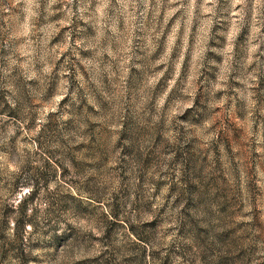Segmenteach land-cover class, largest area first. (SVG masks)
Here are the masks:
<instances>
[{
	"label": "rangeland",
	"instance_id": "obj_1",
	"mask_svg": "<svg viewBox=\"0 0 264 264\" xmlns=\"http://www.w3.org/2000/svg\"><path fill=\"white\" fill-rule=\"evenodd\" d=\"M0 264H264V0H0Z\"/></svg>",
	"mask_w": 264,
	"mask_h": 264
}]
</instances>
